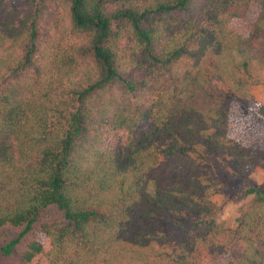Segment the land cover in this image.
<instances>
[{"label":"trees","instance_id":"trees-1","mask_svg":"<svg viewBox=\"0 0 264 264\" xmlns=\"http://www.w3.org/2000/svg\"><path fill=\"white\" fill-rule=\"evenodd\" d=\"M263 72L264 0H0V258L264 264V182L235 227L212 199L264 158Z\"/></svg>","mask_w":264,"mask_h":264},{"label":"rangeland","instance_id":"rangeland-1","mask_svg":"<svg viewBox=\"0 0 264 264\" xmlns=\"http://www.w3.org/2000/svg\"><path fill=\"white\" fill-rule=\"evenodd\" d=\"M259 11V5L256 2H250L248 9L244 16L233 17L229 21V27L246 35L249 32L252 22L255 20ZM264 78V72H263ZM260 104H264V82L261 85L254 86L251 89V97L249 103L245 108L234 110L233 117L236 125L235 136L242 138L245 143L253 149L264 150V138L260 128L252 127L250 124V113L246 110H255ZM246 109V110H245ZM240 117V118H238ZM264 182V158L251 166L249 173L243 177H237L232 182L228 189L217 191L212 199L222 207V214L220 219L227 227H235L236 218L238 215V208L251 200V196L244 195L242 191L243 186L260 185ZM60 213L54 209L46 210L40 221L36 224L39 228L41 222L52 221L59 219ZM37 233V231H35ZM19 252L22 247L18 249ZM0 264H29L22 263L19 260L18 254L12 255L8 258H0Z\"/></svg>","mask_w":264,"mask_h":264}]
</instances>
